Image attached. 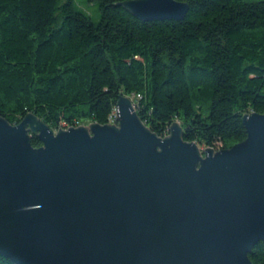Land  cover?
I'll list each match as a JSON object with an SVG mask.
<instances>
[{"label": "water", "instance_id": "1", "mask_svg": "<svg viewBox=\"0 0 264 264\" xmlns=\"http://www.w3.org/2000/svg\"><path fill=\"white\" fill-rule=\"evenodd\" d=\"M143 22L182 21L179 0H128ZM117 124L55 133L0 117V256L14 264H253L264 243V114L247 138L200 149L152 132L129 97ZM32 135L42 146L33 147Z\"/></svg>", "mask_w": 264, "mask_h": 264}, {"label": "trees", "instance_id": "2", "mask_svg": "<svg viewBox=\"0 0 264 264\" xmlns=\"http://www.w3.org/2000/svg\"><path fill=\"white\" fill-rule=\"evenodd\" d=\"M88 1L98 23L74 0H0V117L34 114L52 130L117 124L125 96L160 137L178 123L185 141L215 150L247 138L244 116L264 114V0H179L184 20L154 22L128 0ZM249 257L264 264V243Z\"/></svg>", "mask_w": 264, "mask_h": 264}, {"label": "rangeland", "instance_id": "3", "mask_svg": "<svg viewBox=\"0 0 264 264\" xmlns=\"http://www.w3.org/2000/svg\"><path fill=\"white\" fill-rule=\"evenodd\" d=\"M76 7L81 10L84 11L85 13H87L95 23H98L101 20V13H100V9H99V4L97 1H93V2H89L88 0H74ZM112 124H115L114 122H112ZM90 124H85L82 126H89ZM63 128V127H62ZM59 129H55L53 130L55 133L58 132ZM209 147L205 146V145H200V149L201 150H205Z\"/></svg>", "mask_w": 264, "mask_h": 264}, {"label": "built area", "instance_id": "4", "mask_svg": "<svg viewBox=\"0 0 264 264\" xmlns=\"http://www.w3.org/2000/svg\"><path fill=\"white\" fill-rule=\"evenodd\" d=\"M112 122H113V120H112ZM69 127H63V129H68Z\"/></svg>", "mask_w": 264, "mask_h": 264}]
</instances>
